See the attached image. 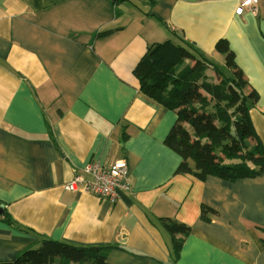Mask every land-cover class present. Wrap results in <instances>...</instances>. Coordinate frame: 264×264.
I'll return each mask as SVG.
<instances>
[{"label": "crops", "instance_id": "0c3cea01", "mask_svg": "<svg viewBox=\"0 0 264 264\" xmlns=\"http://www.w3.org/2000/svg\"><path fill=\"white\" fill-rule=\"evenodd\" d=\"M239 2L0 0V262L49 238L108 247V264H264V171L177 173L164 143L177 116L134 74L149 45L171 40L206 59L210 79L229 76L225 38L259 94L249 139L264 155V0L240 15ZM117 159L129 189L114 203L64 189ZM168 222L190 226L178 248Z\"/></svg>", "mask_w": 264, "mask_h": 264}, {"label": "trees", "instance_id": "16d2710c", "mask_svg": "<svg viewBox=\"0 0 264 264\" xmlns=\"http://www.w3.org/2000/svg\"><path fill=\"white\" fill-rule=\"evenodd\" d=\"M215 48L232 70L228 76L216 69L221 76L216 81L206 73V59L190 61L192 54L186 47L171 40L149 45L134 74L142 92L177 116L164 139L181 158L177 173L201 180L208 176L228 181L255 177L264 171V155L258 140L251 146L246 140L255 136L249 108L257 103L259 94L235 62L228 41L219 39ZM200 212L206 221L214 213L204 204ZM165 227L176 248L190 232V226L183 223L168 222ZM107 248L43 238L38 247L30 246L13 261L0 264H108Z\"/></svg>", "mask_w": 264, "mask_h": 264}, {"label": "built area", "instance_id": "2783aa9c", "mask_svg": "<svg viewBox=\"0 0 264 264\" xmlns=\"http://www.w3.org/2000/svg\"><path fill=\"white\" fill-rule=\"evenodd\" d=\"M258 0H240L236 14L244 13L246 9H254ZM85 171L90 174L89 179L75 175L64 183L63 187L69 191H83L104 198L114 203L119 197L120 190H128V163L125 159L114 160L109 165L92 162Z\"/></svg>", "mask_w": 264, "mask_h": 264}, {"label": "rangeland", "instance_id": "374dc122", "mask_svg": "<svg viewBox=\"0 0 264 264\" xmlns=\"http://www.w3.org/2000/svg\"><path fill=\"white\" fill-rule=\"evenodd\" d=\"M261 1H262V0H261ZM252 15L255 16L253 13H252ZM253 142H254V140L249 139V140L247 141L248 146L253 145V144L255 143V142H254V143H253Z\"/></svg>", "mask_w": 264, "mask_h": 264}]
</instances>
